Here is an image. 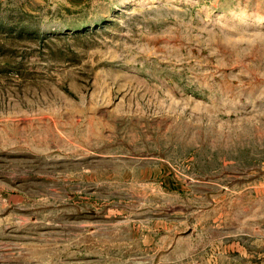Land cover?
Returning a JSON list of instances; mask_svg holds the SVG:
<instances>
[{
  "label": "rangeland",
  "instance_id": "1",
  "mask_svg": "<svg viewBox=\"0 0 264 264\" xmlns=\"http://www.w3.org/2000/svg\"><path fill=\"white\" fill-rule=\"evenodd\" d=\"M0 264H264V0H0Z\"/></svg>",
  "mask_w": 264,
  "mask_h": 264
}]
</instances>
